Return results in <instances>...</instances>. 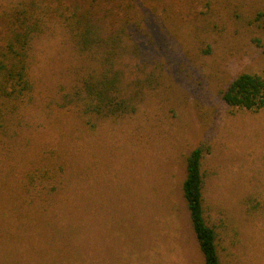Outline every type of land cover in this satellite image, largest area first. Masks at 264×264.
<instances>
[{
	"label": "rangeland",
	"instance_id": "374dc122",
	"mask_svg": "<svg viewBox=\"0 0 264 264\" xmlns=\"http://www.w3.org/2000/svg\"><path fill=\"white\" fill-rule=\"evenodd\" d=\"M21 1L0 0V15ZM44 3L63 16L87 9L120 37L135 109L81 112L72 95L94 65L63 16L46 17L30 42L31 89L0 101V264H204L181 190L201 142L221 263L264 264V107L220 96L238 73L264 74L253 42L264 31L250 21L264 0Z\"/></svg>",
	"mask_w": 264,
	"mask_h": 264
},
{
	"label": "trees",
	"instance_id": "16d2710c",
	"mask_svg": "<svg viewBox=\"0 0 264 264\" xmlns=\"http://www.w3.org/2000/svg\"><path fill=\"white\" fill-rule=\"evenodd\" d=\"M52 1L59 3V0H22L0 15V101L21 100L31 89L27 76L30 42L33 36L45 30L46 17L63 16L59 14L60 8L51 9L44 3ZM69 12L62 18L67 32L76 48L94 65L83 76L81 86L73 92L75 104L83 114L99 117H117L133 112L135 94L124 95L121 72L116 67L117 56L122 50L120 37L111 32L105 33L106 29L87 9L73 5ZM250 21L264 31V8L256 10ZM147 37H150L149 33ZM253 42L264 53V39L254 37ZM220 96L230 106L251 110L262 108L264 74L238 73L220 90ZM1 119L2 113L0 128ZM208 151L209 145L204 142L190 150L186 156L181 190L204 264H222L216 231L207 222L203 210L201 159Z\"/></svg>",
	"mask_w": 264,
	"mask_h": 264
}]
</instances>
